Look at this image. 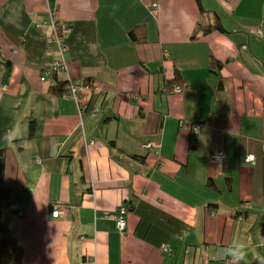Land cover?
Masks as SVG:
<instances>
[{
	"label": "crops",
	"instance_id": "1",
	"mask_svg": "<svg viewBox=\"0 0 264 264\" xmlns=\"http://www.w3.org/2000/svg\"><path fill=\"white\" fill-rule=\"evenodd\" d=\"M201 7L0 0V264H233L240 245L239 264H264V0ZM48 10L72 27L70 78L104 91L98 114L49 91L65 76L40 80ZM216 18L224 32L195 31Z\"/></svg>",
	"mask_w": 264,
	"mask_h": 264
},
{
	"label": "bare ground",
	"instance_id": "2",
	"mask_svg": "<svg viewBox=\"0 0 264 264\" xmlns=\"http://www.w3.org/2000/svg\"><path fill=\"white\" fill-rule=\"evenodd\" d=\"M155 3H157V2H155ZM153 4H154V3H153ZM160 6H161V5H160ZM56 7H57V6H56V4H55V8H56ZM152 9H153V5H152ZM160 9H161V7H160ZM160 9H159V10H160ZM159 10H158V11H159ZM153 11H154V10H153ZM155 12H157V11H155ZM49 13H51V14L53 15V17L55 18V23H56V26H57L58 28H61V26H66V27L69 29L68 33L66 34V36H65L64 39L62 40L63 47H62V50H61V51H62L63 58H64L66 64H67V61H66V59H65L64 51H65V46H66V40H67V38L69 37L70 32H71V29H72V27H71L70 24L65 23V22H61V21L59 20L58 16L56 15L55 10H48V11H47V14H46V16H47V21H42L40 24H38V25L36 26V30H38V31H42L43 29H48V30H49L50 33H49L48 36L45 37V43H46L48 46H54V48H55V52H56V56H55V57L53 58V60L50 62L49 67L46 69V71H44V74H43V76L40 78V80H41L42 82H45V81H46V78H47V76H48V72H50V74H53V75H59V74H61V75L65 76V79H64V80H65L68 84H67V87H66V91H65L61 96H62L63 98H65V99H67V100H71V99H69V98H66V97H67V94H68V87H69V85L74 84V83H79V84H82V85L96 86V87H98V88L101 90L100 93H103V92H104L103 89H102L100 86H98L97 84H95V82H93V80L88 79L87 81L84 80L83 82L73 81V80L70 78V76H69L68 64H67V74H66L65 72H62V71H53V70L51 69V64H52V62H53L55 59L58 58L59 49H58L56 43H54V42L48 43V41H47L48 39H52V38H53V31H52V27H51V21H50ZM5 64H7V61L4 60V59H2V58H0V65H5ZM57 81H59V80H57ZM55 83H56V82H55ZM100 93H98V94H100ZM82 94H85V95H86V99H87V101H86V103H85L84 105H83V103L81 102V99H80L81 96H82ZM98 94H95V95H94L93 93H91V92H89V91H84V92H82V93L79 95L78 103H76L74 100H72V101L75 103V105H76V108H77V110H78V115H79V117L83 118L85 114H91V113H93V114H98V113L100 112V106L97 105V104L95 103V96L98 95ZM93 105H96V106L99 107V109H98L97 112L92 111V106H93ZM88 110H89V111L91 110V112H88V113H87ZM79 111L82 112L81 115L79 114ZM193 133H194V132H193ZM198 133H199V132H198ZM80 134H81L82 137L84 138V134H83L82 131L80 132ZM92 144H93V143H86V144H85V147L90 146V145H92ZM145 145H148V147H145V146L142 145V147L145 148V149H148V148H150V147L153 146V144H152V143H149V142L145 143ZM58 213H59V212H58ZM127 213H128V208H127V206H124V205H119L118 208H117L116 211H115V216H114L115 227H116V229H117L119 232L123 231V230L126 228V226H127V216H126ZM57 215H58V214H57ZM51 216H52V214H51ZM52 217H54V216H52ZM56 217H57V216H56ZM159 249H160V251H161L162 253H164V254H166V253L169 252V247L166 246V245H161Z\"/></svg>",
	"mask_w": 264,
	"mask_h": 264
},
{
	"label": "built area",
	"instance_id": "3",
	"mask_svg": "<svg viewBox=\"0 0 264 264\" xmlns=\"http://www.w3.org/2000/svg\"><path fill=\"white\" fill-rule=\"evenodd\" d=\"M160 4L159 3H154L153 4V10L157 11L160 9ZM49 17H50V21H51V27H52V31H53V38L52 39H48V43L54 42L56 43L58 49H59V53H58V58L55 59L52 64H51V69L53 71H62L65 72L67 74V64L63 58L62 55V40L64 39V37L66 36V34L68 33L69 29L66 26H61V28H58L56 26L55 23V18L53 17V15L51 13H49ZM258 34L260 33V31L258 30L257 32ZM243 48H245V46H243ZM84 88H88L90 89L89 92L95 94H98L101 92V90L96 87V86H91V85H82L79 83H74L69 85L68 87V94L66 98H69L71 100H74L76 103H78V99H79V95L84 92ZM176 88H174L175 90ZM177 90H181L180 88H177ZM99 109L98 106L93 105L92 106V111L97 112ZM79 114L81 115L82 112L79 111ZM193 132L195 134H198L199 132V126L196 125L193 128ZM148 147V146H146ZM252 157H249L248 160H250ZM211 161L215 164V166H218L219 168H221L222 164L224 163V155L222 153V151H216L215 153L212 154L211 156ZM52 216L56 217L58 214L57 210H53L52 211Z\"/></svg>",
	"mask_w": 264,
	"mask_h": 264
},
{
	"label": "trees",
	"instance_id": "4",
	"mask_svg": "<svg viewBox=\"0 0 264 264\" xmlns=\"http://www.w3.org/2000/svg\"><path fill=\"white\" fill-rule=\"evenodd\" d=\"M197 6L199 7V9L202 10V7H201V0H195ZM195 31L197 32H200L204 35L208 34V33H211L213 31H220V32H224V28L221 26L218 18H216V20L214 21V23L212 24H208V25H197L196 26V29ZM131 36L133 37V41H136L134 39V37H136V35H134V33H131ZM210 69L211 71L214 73L216 70L218 69H221V64L219 61L215 60V59H211V62H210ZM183 79V80H181ZM88 80V79H87ZM86 80V81H87ZM174 82H179V83H182L184 80L186 81V79H184L181 75H179L178 73L176 74L175 78L173 79ZM67 82L65 80H60V81H56L55 84H53L49 91L54 94V95H62L65 91H66V87H67ZM175 88V87H174ZM174 88H172V90H174ZM88 112H91V110L87 111ZM29 137L32 136V126H30V130H29V133H28ZM142 160V158H140ZM210 186V184H209Z\"/></svg>",
	"mask_w": 264,
	"mask_h": 264
},
{
	"label": "clouds",
	"instance_id": "5",
	"mask_svg": "<svg viewBox=\"0 0 264 264\" xmlns=\"http://www.w3.org/2000/svg\"><path fill=\"white\" fill-rule=\"evenodd\" d=\"M246 245H240L237 248L230 249L229 254L233 257V264H239V261L245 258V249Z\"/></svg>",
	"mask_w": 264,
	"mask_h": 264
},
{
	"label": "rangeland",
	"instance_id": "6",
	"mask_svg": "<svg viewBox=\"0 0 264 264\" xmlns=\"http://www.w3.org/2000/svg\"><path fill=\"white\" fill-rule=\"evenodd\" d=\"M158 11V10H157ZM177 88H180V87H177ZM177 88L175 89V90H173V92H175V93H179V92H181V90L179 91V90H177ZM90 89H88V88H84V90L83 91H89ZM95 117V116H94ZM143 146H148V145H145V144H143ZM216 151H214V152H212L211 153V155H210V158H211V156H212V154L213 153H215ZM251 163V162H250ZM224 167V163L222 164V166H221V168H223ZM59 208H60V206L57 204L56 206H55V210H57L58 212H59Z\"/></svg>",
	"mask_w": 264,
	"mask_h": 264
}]
</instances>
